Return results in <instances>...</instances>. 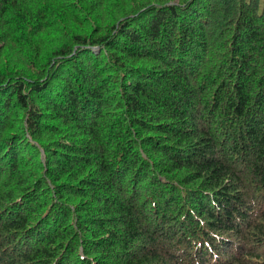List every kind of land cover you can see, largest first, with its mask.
<instances>
[{
	"label": "trees",
	"instance_id": "trees-1",
	"mask_svg": "<svg viewBox=\"0 0 264 264\" xmlns=\"http://www.w3.org/2000/svg\"><path fill=\"white\" fill-rule=\"evenodd\" d=\"M0 264H264V0H0Z\"/></svg>",
	"mask_w": 264,
	"mask_h": 264
},
{
	"label": "rangeland",
	"instance_id": "rangeland-1",
	"mask_svg": "<svg viewBox=\"0 0 264 264\" xmlns=\"http://www.w3.org/2000/svg\"><path fill=\"white\" fill-rule=\"evenodd\" d=\"M92 17H93V15H92ZM98 17V16H97ZM94 19H95V17H94ZM101 23H103V20H100L99 19V17H98V21H96V25L97 26H100L101 25ZM69 24H71V23H69ZM79 23H76V22H74V23H72L71 25H74V26H77ZM66 25V23L64 24V25H62V26H65ZM91 26V27H90ZM92 26H94V25H92V24H86V25H81V27H82V32L84 33V34H91V33H95V35L97 34V30L96 31H94L93 30V27ZM80 28V27H79ZM73 28H70V30L69 29H67L66 28V33L63 35V37L60 39L61 41H66V37L67 36H69L70 34H71V30H72ZM101 32V31H100ZM61 33L63 34V32H62V30H61ZM52 33H48L47 35H46V38H51V35ZM35 36H37V35H35ZM49 41V40H48ZM49 44V43H48ZM47 49V48H46ZM22 56L23 57H25V62H23V61H21V60H19V63L17 64L16 62H15V60H14V58L12 57V59H13V61H14V64H17L19 67H22V72L24 73H27V76H29V77H34L36 74H35V71H34V69H37V71H38V69H43L44 68V65L42 66V63H45V61H46V59H44V58H42L41 59V55H38V54H36L35 53V51H34V53H33V51H29V49H26V48H24L23 50H22ZM32 60V68H30V66L27 64L28 63V60ZM153 62H144V63H142L141 62V64H145V65H151ZM18 66H14V67H18ZM43 136V135H42ZM44 137V136H43ZM43 141L45 140V138H43L42 139Z\"/></svg>",
	"mask_w": 264,
	"mask_h": 264
}]
</instances>
